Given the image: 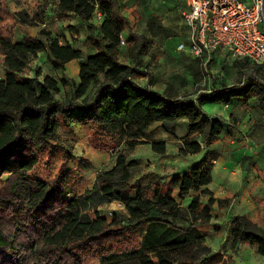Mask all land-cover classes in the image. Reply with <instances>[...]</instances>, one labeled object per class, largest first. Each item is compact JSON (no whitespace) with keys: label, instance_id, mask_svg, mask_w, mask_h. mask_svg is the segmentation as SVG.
Wrapping results in <instances>:
<instances>
[{"label":"trees","instance_id":"1","mask_svg":"<svg viewBox=\"0 0 264 264\" xmlns=\"http://www.w3.org/2000/svg\"><path fill=\"white\" fill-rule=\"evenodd\" d=\"M56 12L60 19L75 16L83 28L101 14L97 34L92 33V25L88 27L93 54L61 45L47 29L16 41L8 29L10 22L38 26L44 19L24 12L13 14L0 0V56L5 72L0 80V264H17L20 257H28L31 264H82L76 253L88 247L105 250L99 264H228L224 255L206 245V234L199 230L211 223L216 200L211 198L202 207L196 195L184 206L173 197L177 190L184 199L212 183V162L219 155L207 152L187 172L165 185L156 184L151 195L132 185L138 162L122 153L112 168L97 174L92 189L71 198L64 196L70 184L65 165L51 184L28 175L44 152L61 151L65 161L70 159L56 138L59 122L67 126L89 123L134 150L148 143L144 139H149L152 124L161 123L172 134L178 120L186 118L188 134L179 152L182 156L200 154L202 143L208 149L224 133L223 121L204 114L200 105H228L238 97L223 88L204 95L197 105L188 97L159 94L142 86L145 73L119 59L121 35L127 30L131 33L125 45L134 62L148 53L149 43L144 35L133 32L120 0H59ZM40 53L48 55L56 72L79 60L78 84L51 76L36 86L32 80H18ZM70 85L72 99L57 100L61 88ZM196 134L203 136L201 141ZM152 150L164 155L167 143L154 142ZM19 186L26 191H19ZM132 192L134 196L128 197ZM203 193L211 195L207 190ZM113 200L122 201L126 215L116 214L108 221L99 208ZM232 223L233 243L256 246L264 256V229L246 216H236ZM138 231L141 241L131 247Z\"/></svg>","mask_w":264,"mask_h":264},{"label":"rangeland","instance_id":"2","mask_svg":"<svg viewBox=\"0 0 264 264\" xmlns=\"http://www.w3.org/2000/svg\"><path fill=\"white\" fill-rule=\"evenodd\" d=\"M2 1L13 14L24 12L31 17H37V19L40 16L46 19V27H41L42 25L25 27L10 22L8 29L12 30L15 40L18 41L26 35H31L30 33H36L39 29H47L51 32L53 38L59 40L61 45H70L74 49L82 50L85 55L94 52L88 38V27L92 25L95 28L92 33L97 34L96 28L99 27L102 20L93 19V23L84 24L83 28L75 16H69L67 19H60L57 16L56 9H54L56 0ZM120 2L124 14L129 17L134 26V31L144 35L149 43L148 53L141 56L137 62H134L127 55L126 38L121 37L122 44L119 59L123 64L132 67L137 66V69L145 73L146 76L140 80V84L159 94L179 98L188 97L194 100L197 105H200V98L204 95H209L215 90H222L224 87L229 88L231 93L237 94L238 97L233 98L227 107L223 105L215 108V105L206 103L200 105V109L210 117L220 118L223 121L226 134L228 131L229 134L232 133L229 124L226 123L237 124L242 118L252 114V123L261 126L263 134L261 141H258L259 143L255 141L252 126L249 130H245L246 137L256 142L259 148L262 147L260 150L264 149V67L233 58H227L221 62L215 57L195 59L189 53L179 52L177 50L178 46L181 43L186 44L188 42V30L182 18V13L185 10L183 0H120ZM132 7L138 9L139 21H136L131 15ZM38 35L39 33L36 36ZM79 69L80 61L76 60L67 64L63 72H56L51 68L48 55L40 53L18 75V80H32L34 86H36L37 82L42 81L45 76H51L59 80L66 77L78 84ZM4 78L5 72L0 56V80ZM94 90L93 87L90 90V95ZM72 94L73 86L62 87L61 93L56 99L59 101L72 99ZM213 109L215 110L212 111ZM173 128L172 134L166 132L161 124H154L150 128V140H166L168 142L166 153L171 150L169 156L168 154L158 156L153 154L151 148L147 146L148 144L139 145L134 150H128L124 142L118 143L116 137H110L108 133L95 129L89 123L83 125L74 123L67 126L59 122L56 138L58 143L70 154V159L65 161L64 153L61 151H55L52 154L44 152L41 155L39 165L28 175L33 179L51 184L61 166L65 165V170L70 176V184L65 189L64 196L71 198L91 189L96 181L97 174L102 170L112 168L117 155L122 153L129 160L134 159L138 162L132 185L136 188L142 187L147 195H151L154 193L156 184H167L173 177L183 174V171H186L191 165L186 164L190 156H182L179 152L180 149H177L179 144L174 142V139L181 140L186 136L184 123L181 122L179 126L176 125ZM195 136L200 141L202 140L203 136L201 134ZM167 139H172V141ZM221 141L220 137L218 142ZM214 147L213 144L210 148L205 149V145L202 143L203 155L212 152L220 156L219 151L224 150V148L222 149V146H219V150H216ZM200 157L204 158L202 155ZM196 159L197 157L192 158L195 161ZM256 175L252 172L246 180L249 182L254 180L252 176L255 180H264ZM20 186L19 191L20 189L23 191L22 186ZM261 187H263L262 190L257 189L254 191V196L252 195L258 209L264 207L262 200L264 199V185ZM133 194L134 192L127 196L131 197ZM196 195H200L202 207L211 199L209 198L210 194L203 193L202 189L198 193L190 192L184 199H180L178 192L174 193L173 197L182 202L184 206H188ZM228 202L220 200L219 205L224 208L228 206ZM99 212L108 221H112L116 214L120 218L126 215L124 205L119 200L104 203L99 208ZM232 220L233 218L230 219V221ZM132 239L130 246L137 247V243L141 241V232H136ZM103 253H105V250L98 247H88L84 251L77 252L76 256L82 264H99ZM245 257L248 261L254 260L250 253H245ZM16 261L17 264H31L28 257H20ZM227 263L234 264L231 257H229Z\"/></svg>","mask_w":264,"mask_h":264},{"label":"crops","instance_id":"3","mask_svg":"<svg viewBox=\"0 0 264 264\" xmlns=\"http://www.w3.org/2000/svg\"><path fill=\"white\" fill-rule=\"evenodd\" d=\"M58 1L59 0H56L54 9H56V5ZM183 1L186 10L187 9L186 2L185 0ZM137 10L138 9L136 7H132L131 15L136 21H139L140 16ZM93 19L94 20L98 19L99 21H101L102 16L101 14H97ZM78 23H80L79 19H78ZM40 25H42L41 27H46L47 26L46 19H44V23ZM29 27H37V26H29ZM41 30L43 29H39V31H37L36 33H30V34L32 36H36L37 33H40ZM133 32H135L134 26H133ZM121 37L122 38L125 37L126 40L128 41L131 37L130 31L129 30L125 31L121 35ZM24 38L25 37H22L20 40H18V42L23 41ZM211 57H215L220 62L225 61L224 58H222L219 54H213ZM260 67H264V66H260ZM213 105L216 106L215 108H218V106H223V105L226 107L228 106L225 104H213ZM214 110L215 109H213L212 111ZM251 115L252 114H248V116L242 118V120L237 124L226 123L229 124L230 131H232V133L229 134L228 131L226 134V132H224L223 135L220 136L222 141L216 142L214 144L215 146L214 148L216 150L219 148V146H222V149L224 148V150L222 151L220 150L219 151L220 156H218V158L212 162L213 164L212 183L202 188V192L206 190L209 191L211 193L209 198L215 199L216 202L213 205L211 212V216H212L211 223L208 225L201 226L199 230L206 234V245L213 252L221 253L222 255H224V258L227 260H229V257H231L234 264H264V256L258 253V248L256 246L233 243L232 231L234 228V224L232 223V221H230L231 218H234L236 216H246L254 224L264 229V207L262 206L263 207L262 209H258L256 202H254V200L252 199V195L254 196V191H256L257 189L262 190L263 187L261 186L264 185L263 183L264 180H260V179L255 180L254 176H252L254 180H251L250 182L246 180L248 175H251L252 172L256 173L257 174L256 176L264 179V149L260 150V148L262 147L259 148L257 143L253 142L252 140H249L248 142L244 140V137L247 136L245 130L247 129L249 130L250 128H252V126H253V138H255V141L260 142L263 134V128L261 126H257V123L255 124L252 123L253 117ZM181 122L184 123L185 133H186L185 135L187 136L188 120L186 118H181L178 120L177 125L179 126ZM154 124H161V123H154ZM154 124H152L148 129L149 139L148 140L144 139V141L148 142L147 146H149L151 150H152V144L154 142H159V141L150 140V132H151L150 128ZM185 137H183L181 140L174 139V142L179 144L177 148L178 150L183 145ZM167 140L172 141V139H167ZM164 142H166L168 145V142L166 140H164ZM170 152L171 150L170 151L168 150V153L166 154H168L169 156ZM153 154L156 153L153 152ZM203 154L204 151H202L200 154L197 155H189L190 157L187 160L186 164H191V165L190 168L184 171L187 172L195 165V162H199L200 160H202V157L200 156L202 155L204 157L205 155ZM156 155L161 156L159 154ZM194 157H197L196 161L192 160V158ZM184 171L183 173H185ZM176 192L178 191L176 190L174 193ZM220 200L229 201L228 206L222 208L219 205ZM262 200L264 202V199ZM245 253H250L254 257V260L248 261L245 257Z\"/></svg>","mask_w":264,"mask_h":264},{"label":"built area","instance_id":"4","mask_svg":"<svg viewBox=\"0 0 264 264\" xmlns=\"http://www.w3.org/2000/svg\"><path fill=\"white\" fill-rule=\"evenodd\" d=\"M188 42L177 50L195 59L213 54L264 66V0H185ZM246 142L249 141L244 137Z\"/></svg>","mask_w":264,"mask_h":264}]
</instances>
